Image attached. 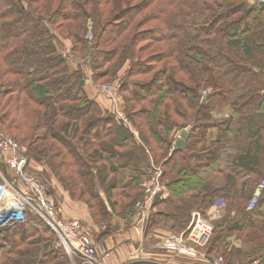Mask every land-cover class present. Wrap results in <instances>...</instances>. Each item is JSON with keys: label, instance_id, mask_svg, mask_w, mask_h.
<instances>
[{"label": "trees", "instance_id": "1", "mask_svg": "<svg viewBox=\"0 0 264 264\" xmlns=\"http://www.w3.org/2000/svg\"><path fill=\"white\" fill-rule=\"evenodd\" d=\"M162 1L164 5L161 0H0V110H5L0 126L11 120L4 117L8 111L29 110L41 117L36 126L51 131L52 141L60 138L53 131L63 133L59 146L42 136V144L34 138L29 150L40 152L38 160L54 157L58 165L50 166L53 171L47 166L48 177L55 172L69 198L89 209L92 223H100V239H109L112 230L100 220L111 217L97 184L108 201L117 194L130 200L134 213L150 164L156 163L162 164L164 183L153 207L155 227L170 233L185 230L192 213L201 211L213 226L203 248L207 261L223 257L224 264H264V187L249 210L264 182V30L254 28L250 35L241 25L252 14V21H262L264 4ZM90 19L92 43L85 40ZM65 45L77 61L71 74L61 54ZM230 47L242 56H231ZM85 70L97 80L113 76L122 112L111 102V110L99 109L84 81ZM210 88L206 101H200V92ZM125 102L130 110H123ZM136 105L141 110L132 111ZM228 106L240 119L217 124L219 134L210 140L207 128L213 121L207 109ZM123 112L139 136L126 127ZM137 113L144 123L135 121ZM195 115L185 151H179L173 146L175 135H182ZM31 165L28 156V171L36 174ZM0 168L13 176L2 159ZM122 205L110 204L111 213ZM218 207L220 216L212 217ZM118 216L120 223L130 219ZM32 224L0 230V264H66L65 251L51 248L46 239L51 229L44 223L42 233Z\"/></svg>", "mask_w": 264, "mask_h": 264}, {"label": "rangeland", "instance_id": "2", "mask_svg": "<svg viewBox=\"0 0 264 264\" xmlns=\"http://www.w3.org/2000/svg\"><path fill=\"white\" fill-rule=\"evenodd\" d=\"M261 1H264V0H247L249 5H256V4H260V3L264 4V2H261ZM161 3H163V5H164V2L162 0H161ZM88 11L92 12L93 10H88ZM254 16H256V14H252L248 18L242 19V23H241V25L243 27V30L248 31L250 35H251V33H252V35L253 34L255 35L257 30H258V32L260 30H264V16L263 15L260 16L262 18V19H260V20H262L260 22L252 21L251 18L254 17ZM254 28L257 29L255 31V33L253 31ZM86 31L87 32L85 34V40H87L89 43H92L95 40V36H94V22H93L92 19L87 21ZM189 32L191 33L192 36L197 34V32L194 31L193 29H189ZM88 46H89V49H90L92 45H88ZM66 47L71 49V46L65 45L61 49V51L64 48H66ZM71 52L74 55L72 49H71ZM229 54H231V56H233L234 54L242 56L243 53L241 51H239V52L236 51V49L233 48V47H230ZM74 57H75V55H74ZM260 58L263 59L262 56H260ZM68 63L69 62H67L68 71L71 74V73H73V70H72L71 65L68 64ZM102 70H103V72H106L107 68L106 69L103 68ZM125 72H126V69H124L120 73V76H123ZM210 76L211 75H209V78L211 80ZM262 76H263V74H262ZM90 77H91L93 83L87 84L88 85L87 88L91 89L92 97L95 99V102L99 105V107H100L99 109L100 110H111L109 105H108V103L110 102V99L112 100V96H110V97L105 96V95L103 96L100 93V91L98 89V86H103V85H109V86L111 85L112 86L113 83L116 84V82H113L114 81L113 76L102 77L101 80H97L95 78V76H92V74H90ZM212 78H213V75H212ZM211 92H212V88H210L207 91L206 90L205 91L204 90L201 91L200 94H201L202 97L200 98V101H204L205 102L206 101L205 96L207 94L211 93ZM86 93L89 95V92L87 90H86ZM224 96H226V95H223L222 97H224ZM218 98H219V95H218ZM119 101H120V97H119ZM123 102H124V100H123ZM124 105L125 106H123V110L125 108H126L125 110H130L129 108H127V107H129L127 105V102H125ZM133 105H134V103L130 102V107L133 106ZM141 108H142L141 105H136V107L131 109V110L132 111L133 110H141ZM120 109H121L120 111L122 112V104L121 103H120ZM185 110L189 111L187 109H185ZM132 111L130 112L131 114L133 113ZM4 112H5V110H0V117H2ZM167 113H169V111H167ZM207 113L211 114L210 118L213 121V122H211V123H213L212 126H209L207 128V135H208V138L210 140H215L217 135L219 134V130L216 127L217 124H219L222 121L227 120V119H229L230 121L231 120L235 121V120L240 119L239 118L240 117L239 114L235 111L234 108H232L230 106H228V107H226L224 109H220L219 111H217L216 109L213 110V111H211V109H207ZM171 116L174 117L173 112H171ZM4 117H9L8 119H11V120L8 121V122H5L4 125H2V126H3L4 130H6L8 133L12 134L14 137H12V135H9L6 132L5 133L9 137L13 138L15 141L20 143L21 145H23V147L25 148V151L27 152V155L29 156L30 161L32 163L31 166H32L33 170L36 169L38 171V172L37 171H33V172H35L36 174L40 175L41 179L43 180V182L54 193L52 196L55 197L56 203L58 204L57 208H58V214L60 215V217L61 218L64 217L65 219H67V218L75 217V215L77 214V217H75V218L80 220L84 224V226L87 228L89 236L94 241V244L98 248L100 254H105L107 256V253L104 251V249L100 247V244L104 245L103 243L106 240V239L102 240V239L99 238V236H100L99 233L102 230L101 226H100V223L99 222H98L99 224H97L96 222L92 223L93 221H91V215H90L89 209L84 204H82L80 202L72 201L69 198V193L67 191L61 189L62 184H60L58 182L59 180L56 179L57 175H56L55 172H51V176L48 177V174H49L48 170L45 171V169L49 167V169L51 171H53L51 169V167L54 166V169H56V166L58 165L57 163H55V160L53 159L54 157L51 155L49 158H41L40 160H38L37 158L41 157L40 152H39V154H37V151L33 150L31 152L29 150L30 146L33 147V145L36 144V142L33 140L34 138H36L37 142H40V145L42 144L41 143L42 136L45 137L50 144H52V145L55 144L56 146H59L60 145L59 140H62L63 133L62 132H58V131H53L60 138H58V140H56V142H55V140L52 141L50 139V134H52L51 131H45V132L44 131H39L38 126H36L38 123H42L41 117L37 116L36 113H34V114L30 113L29 110H23L22 112H19L17 110L8 111L7 115H5ZM196 117H197L196 115L191 117V119H189L187 121V123H185V126H186L185 129H184L185 131L193 128L196 125V121L194 120ZM126 118L128 119L127 112H126V116H125V114L123 112V119L126 121V122L124 121V124L126 125L127 128H129V130L132 129L131 131H133L137 136H139V131H137L133 127L132 123L130 124L129 120H127ZM134 119H135V121L138 124L145 122L144 119L142 118V116L138 115V113L136 114V116H134ZM203 119L205 120L206 118H203ZM45 122H47V120ZM263 122H264V119H263ZM48 124L49 125L52 124L51 120H49ZM3 128L0 126V130L1 131H3ZM158 130H159L160 133H162V129L159 128ZM180 136L181 135H179V134L175 135V140L177 138V140L179 141L181 139ZM175 140L173 141V146H175V144H177V143H175ZM39 146H37V148H39ZM172 151H174V148L171 149L169 151V153L172 152ZM65 159L67 160L66 163H70V157H66ZM62 160L63 159H61V161ZM166 161L167 160H164V163ZM52 163H53V165H51ZM66 170H70V169L67 168ZM159 171L162 172L161 177H159V175H158ZM202 171H204V170H202ZM32 174H34V173H32ZM36 174H34V175H36ZM147 175H148V177L143 180L142 191L139 192L143 196H141L142 197L141 203L138 204L136 206V208H135L137 211L143 209L144 201L148 197L147 190H148V188L150 186H153L156 183V180H157L158 177L160 179V182H162V185H163L164 182H163V168H162V164L160 166V165H158L156 163L155 164L151 163L150 164V168L147 171L146 176ZM170 177H171V175L168 176L169 179H170ZM44 178H47V180L45 181ZM167 180L168 179H166L165 181H167ZM59 184H60V186H59ZM97 185L98 186L95 189H96V192L98 194V197L103 199V201H104L103 203L107 206L108 212H109L110 217H111V218H109L110 221H108L106 219H103V218H100V220L102 221V224L104 223L106 226L108 225V228H110L112 230L110 232L109 236H108L109 238L111 236H114V237L115 236H123V237H125V236H127V234L135 233L134 234L135 235V237H134L135 241L130 243L133 246L134 250H135V254H132L131 257L137 256V258H134V259H136V260H144V259H146L144 257H150V260H153V261H157L159 259H165L169 263H173V264H175V263L176 264H183L184 263L181 260V258H182V257H180L181 254L177 253L175 250L167 249V248L163 247L162 246V242L165 239L169 238L168 237L169 235H172V234L176 235L177 232L179 234L185 232L190 227V224L192 223V217H191V220L189 222V225L187 226V228L185 230H180L178 228H174L175 229L174 232H176V233H170V232H167V231H166L167 232L166 233L165 231H162L158 227H155V226H158V225H155L152 222L153 221V216H154V213H155L153 209L152 210L150 209V211L148 212L146 218L143 221L140 220V222H138V221L135 222L131 218L135 214V212L133 213V210H134L133 208L129 209L130 208L129 207L130 206L129 205L130 200L122 198V197H120L117 194V196H114L112 199H110L108 201V199L106 197V194H105V191L102 188V186L100 184H97ZM259 188H258L257 192L259 191ZM256 193H255V195H256ZM77 197H78V194H77V196L75 198V199L78 200ZM116 201L117 202L121 201L123 203L122 206L125 205V207L124 208H116V213L117 214H115V213L112 214L111 213L112 209L110 208V204L112 205V203H114ZM118 213H120V215H122L121 218L125 217V216L126 217L130 216L129 217L130 219H128L126 222L124 221V222L120 223V221H118L120 219V216H118ZM79 214H82L81 215L82 217H78ZM87 214H89V218H88ZM29 215H30L29 218H27L28 221H26L25 223L27 224L29 222H32L33 223L32 224L33 227L37 228L42 233H44V230L47 228L46 227L47 224L41 219L46 224L45 225L38 218V216H35L33 214H29ZM25 223H21V224H25ZM169 226H170V224H169ZM51 231H52V229H51ZM52 232L54 234L51 233L48 230V228H47L46 233H45L47 235L46 239L48 240V238H49V240H48L49 244L52 241L51 248H53L54 246H55V248H59V246H58V237H57V235L55 234L54 231H52ZM100 240H102V242H100ZM45 246H46V243H45ZM43 256H44V254H41L40 259H43ZM63 256H64V259H66V264H75L77 262L81 263V261H82L79 258H76L75 260L74 259L72 260L66 253ZM107 258H108V256H107ZM221 258L223 259V257H219V258H215L214 260L207 261V259L204 256V250L203 249H197V256L193 255V259H196L198 261H193L191 264H212V263L216 262L217 260H220ZM223 261H224V259H223ZM110 262H112V260L109 261V263ZM224 263H225V261L222 264H224ZM219 264H221V262H219Z\"/></svg>", "mask_w": 264, "mask_h": 264}, {"label": "built area", "instance_id": "3", "mask_svg": "<svg viewBox=\"0 0 264 264\" xmlns=\"http://www.w3.org/2000/svg\"><path fill=\"white\" fill-rule=\"evenodd\" d=\"M264 2V1H261ZM64 59L74 64L76 60L71 49L66 47L61 51ZM84 81L93 83L90 74L85 70ZM104 96H112L110 102L119 112V87L113 85L98 86ZM5 155L6 157L4 158ZM0 159L12 171L13 176H6L0 168V230L15 224L25 223L27 216L33 214L42 219L58 237V246L73 260L79 258L81 263L75 264H106L104 259L108 256L100 254L94 241L89 236L87 228L78 219L69 221L60 217L57 211L56 199L49 194L48 189L39 178L28 171V156L23 145L0 130ZM159 177L162 172L159 171ZM159 177L153 186L147 190L148 197L144 201L143 209L136 211L131 217L135 222L144 220L154 207L155 200L161 194L163 185ZM264 187V182L256 193L250 209H253L258 200L259 192ZM221 208L218 207L212 213V217H218ZM213 234V226L210 220L201 211L192 214L190 227L179 235H169L162 242V246L175 250L181 255L197 256V249H203L209 243ZM201 259V258H200ZM198 261V260H197ZM224 262L221 258L212 264ZM109 264V263H107Z\"/></svg>", "mask_w": 264, "mask_h": 264}, {"label": "crops", "instance_id": "4", "mask_svg": "<svg viewBox=\"0 0 264 264\" xmlns=\"http://www.w3.org/2000/svg\"><path fill=\"white\" fill-rule=\"evenodd\" d=\"M76 65L77 63L71 64L72 70L75 69ZM86 72L88 73V71ZM249 210L251 209L249 208ZM81 215L82 214H79L78 217H82ZM87 216L89 218V214H87ZM75 217H77V214L75 215ZM75 217H71L67 219L68 220L76 219ZM134 234L135 233L127 234V236L125 237L111 236L109 239H106L104 241L103 243L104 245L100 244V247L103 248L104 251L108 254L109 259L107 257L104 259L106 264L109 263V261L111 260L112 262H110L109 264H127L133 260H136L134 258H137V256L131 257L132 254H135V250L133 246L130 244L131 242L135 241ZM180 257H182L181 260L184 262L183 264H191L193 261H197L196 259H193V256H189V255H181ZM144 258H146L144 260L153 261V260H150V257H144ZM156 262L163 263V264H173V263H169L165 259H159Z\"/></svg>", "mask_w": 264, "mask_h": 264}, {"label": "water", "instance_id": "5", "mask_svg": "<svg viewBox=\"0 0 264 264\" xmlns=\"http://www.w3.org/2000/svg\"><path fill=\"white\" fill-rule=\"evenodd\" d=\"M189 131H185L183 132V134L181 135V139L177 142L176 147L179 151H185V145H186V141L188 139L189 136ZM127 264H163V263H159L156 261H148V260H133Z\"/></svg>", "mask_w": 264, "mask_h": 264}]
</instances>
